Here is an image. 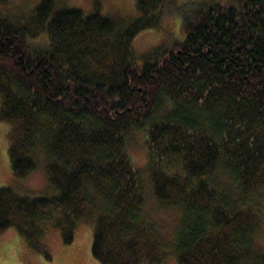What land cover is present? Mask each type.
<instances>
[{
  "label": "trees",
  "instance_id": "1",
  "mask_svg": "<svg viewBox=\"0 0 264 264\" xmlns=\"http://www.w3.org/2000/svg\"><path fill=\"white\" fill-rule=\"evenodd\" d=\"M123 1L0 0L10 170L44 174L0 187V234L48 256L82 225L96 264H264V0L197 3L182 41L138 57L173 2Z\"/></svg>",
  "mask_w": 264,
  "mask_h": 264
},
{
  "label": "rangeland",
  "instance_id": "2",
  "mask_svg": "<svg viewBox=\"0 0 264 264\" xmlns=\"http://www.w3.org/2000/svg\"><path fill=\"white\" fill-rule=\"evenodd\" d=\"M22 3L24 0H15ZM27 1V0H26ZM75 5L89 9V0H70ZM127 4L132 8V1ZM224 0H172L173 8L161 21L160 26L141 31L134 39L135 56L138 57L159 46L172 47L183 40L185 29L183 19L191 16L197 3H212ZM106 10L111 13L121 12L125 1L102 0ZM123 10V9H122ZM133 13V12H132ZM131 13V14H132ZM132 156L138 166L144 162V149L135 142ZM44 184V174L41 167L36 168L24 177L17 178L12 175L6 151V138L3 123L0 122V187L16 185L28 189L33 193L39 192ZM256 199L255 206L259 209L261 228L259 235L260 245H264V187ZM48 256L41 252L32 251L24 244L18 242L15 232L10 229L0 234V264H96L90 255L91 236L89 230L80 225L75 233V238L70 244H63L59 235L53 231L48 232L43 238ZM165 264H174L172 259Z\"/></svg>",
  "mask_w": 264,
  "mask_h": 264
}]
</instances>
